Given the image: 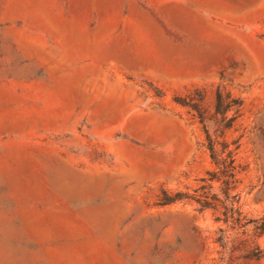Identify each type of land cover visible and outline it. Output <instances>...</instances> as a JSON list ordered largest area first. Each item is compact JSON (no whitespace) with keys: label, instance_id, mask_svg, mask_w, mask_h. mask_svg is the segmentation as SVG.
<instances>
[{"label":"rangeland","instance_id":"374dc122","mask_svg":"<svg viewBox=\"0 0 264 264\" xmlns=\"http://www.w3.org/2000/svg\"><path fill=\"white\" fill-rule=\"evenodd\" d=\"M205 127L239 224L160 204L215 169ZM262 218L264 0H0V264H264Z\"/></svg>","mask_w":264,"mask_h":264},{"label":"trees","instance_id":"16d2710c","mask_svg":"<svg viewBox=\"0 0 264 264\" xmlns=\"http://www.w3.org/2000/svg\"><path fill=\"white\" fill-rule=\"evenodd\" d=\"M240 105L241 101L232 98L229 93L224 95L221 90L217 91L215 117L218 119L220 133L231 126V122L238 116ZM230 110H234L232 117L227 116V112ZM199 114L201 121L205 122L203 113L199 111ZM205 132L207 149L215 169L207 172V175L201 179L203 184L195 190L196 192L199 191L198 195H189L182 192L168 195L164 192L160 204L168 205L182 200L192 201L200 210L211 208L221 211L222 219L225 222L239 224L241 212L239 208L235 207L239 203V195L231 193L236 182L235 150L230 149L225 141L214 138L206 127ZM214 182H219L220 194L213 192ZM250 224H253L256 234L261 235L264 233V218L246 221L241 226L246 227ZM262 256H264V250L259 247L252 248L246 255L248 258H260Z\"/></svg>","mask_w":264,"mask_h":264},{"label":"crops","instance_id":"0c3cea01","mask_svg":"<svg viewBox=\"0 0 264 264\" xmlns=\"http://www.w3.org/2000/svg\"><path fill=\"white\" fill-rule=\"evenodd\" d=\"M179 14L181 15L180 19L183 23H186L187 26L191 27H197V19L195 16H193L191 13H188L186 11H179Z\"/></svg>","mask_w":264,"mask_h":264}]
</instances>
